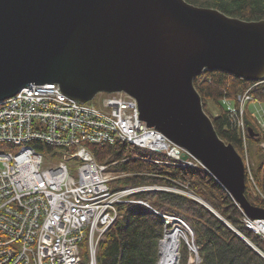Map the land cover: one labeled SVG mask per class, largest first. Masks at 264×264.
<instances>
[{"label": "water", "instance_id": "obj_1", "mask_svg": "<svg viewBox=\"0 0 264 264\" xmlns=\"http://www.w3.org/2000/svg\"><path fill=\"white\" fill-rule=\"evenodd\" d=\"M214 69L263 81L264 19L186 0H0V100L45 83L78 102L123 91L138 119L185 150L181 160L195 158L245 215L264 219L245 196L242 156L218 135L194 85Z\"/></svg>", "mask_w": 264, "mask_h": 264}, {"label": "built area", "instance_id": "obj_2", "mask_svg": "<svg viewBox=\"0 0 264 264\" xmlns=\"http://www.w3.org/2000/svg\"><path fill=\"white\" fill-rule=\"evenodd\" d=\"M58 89L56 83L32 84L0 100V147L16 148L0 152V264H97L99 241L117 218L119 204L140 203L158 213L133 196L167 188L114 189V181L128 173L109 170L114 162L98 163L86 144L127 143L163 152L174 164L201 165L193 157L181 160L182 147L138 119L137 102L125 92L105 93L92 103L74 101ZM248 102L264 115L249 90L238 96L236 107L225 101L244 145L248 129L242 114ZM33 142L52 148L40 151ZM242 222L264 240V219L244 215Z\"/></svg>", "mask_w": 264, "mask_h": 264}, {"label": "trees", "instance_id": "obj_3", "mask_svg": "<svg viewBox=\"0 0 264 264\" xmlns=\"http://www.w3.org/2000/svg\"><path fill=\"white\" fill-rule=\"evenodd\" d=\"M197 5L214 7L227 15L243 20L264 19V0H186ZM194 85L202 97L204 110L211 117L218 135L231 143L244 159L240 132L229 118L225 101L234 107L238 96L249 90L255 101L264 103V81L246 80L223 70H204L194 79ZM212 103L217 110L214 116L206 110ZM248 153L251 157L247 168L245 196L249 202L264 207V133H259L256 118L249 104L245 107ZM32 145L40 151L52 147L41 142ZM98 163L114 162V171L132 174L122 180L123 185L176 186L187 189L206 202L205 207L195 198L169 190L141 191L135 199L143 200L160 212L140 203L118 205V216L99 241L97 264H157L159 243L170 223L164 214L182 217L191 226L198 264H264V257L240 237L231 227L239 230L264 253V240L245 228L243 211L223 186L201 165L186 167L174 163H162L155 157L142 155L137 146L127 143L87 144ZM160 153V152H159ZM162 154V153H161ZM165 154L161 155L167 160ZM157 160V161H156ZM118 187H114L116 189ZM186 246L183 251H186Z\"/></svg>", "mask_w": 264, "mask_h": 264}, {"label": "rangeland", "instance_id": "obj_4", "mask_svg": "<svg viewBox=\"0 0 264 264\" xmlns=\"http://www.w3.org/2000/svg\"><path fill=\"white\" fill-rule=\"evenodd\" d=\"M105 95H106L105 93H98V94L95 95V97L92 100H90V102L97 103L99 101V99L102 98ZM247 104H249V108L251 109L253 116H255V118L257 119L256 120L257 121L256 122V126H257V129H258V132L259 133H261V132L264 133V117L263 118L260 117V116H264V115H259L260 113L256 112V109H257L256 107L257 106H255L253 103L248 102ZM260 104L264 108V103H261L260 102ZM205 107H206V110L209 113H212L214 116H216L218 114L217 113V110L215 109V107H213L212 103H208V104L206 103ZM237 116L239 118L241 117L240 115H237ZM229 118H230V120H232V123L234 124V120H236V116L235 115L233 116L232 114L229 113ZM245 118H246V111L244 110V112L242 114V119L244 120L243 121L244 123H245ZM245 126H246V123H245ZM247 129L249 130V128H247ZM247 133H249V132H247ZM261 146H264V142L261 143ZM87 147L89 148V146H87ZM15 149L16 148H13L11 146L4 145V146H1L0 147V152H4L6 150H9V151H13L14 152ZM243 149H244V159L243 160L245 162L246 168L249 171L250 164L252 162H251V157H250V155L248 153V146H247V144H245V145L243 144ZM89 150L91 151L90 148H89ZM137 150H138V152L140 154L146 155V156L155 157L158 160H160V162H162V161L165 162L166 161V160H163L164 158H161V155H164L165 154L163 152H160L159 153V152L153 151L151 149L142 148V147H138ZM166 158H167V160H170L169 157H165V159ZM110 163L111 162H103L102 164H110ZM169 163H172V161L170 160ZM109 170H113V165H110L109 166ZM131 176H132V174H126V175L121 176L118 179V181H114V187H118L119 188L121 186H124L122 184V180L124 178H126V177H131ZM147 186H153V185H147ZM154 186H160V185H154ZM160 187L167 188V189H163V190H169V191H174V192H177V193H182V194H185L187 196H190L191 198H195V199H196V197L197 198H200V197L196 196L194 193H192L191 191H189L187 189V184H184V188H179V187H176V186H160ZM153 191H157V190H155V189L149 190V192H153ZM201 200H203V199H201ZM157 212L160 213L159 211H157ZM166 216L179 218V219H181L185 223V225H183L181 222L176 221V220L174 222H172L173 219H171L170 222H169L170 223V228H168V229H171L175 225H177V226H180L181 230H183L184 233H185V237L182 238L181 243H180V247H179V253H178V257H177L178 258V264H198V261L199 260L196 258V254H195L194 250L192 249V246H195L196 249H197V246L195 245L194 236H193V230H192L191 226H189V224L186 223L185 220L182 217H178L176 215H171V214H164V217L165 218H166ZM240 234L243 235L242 232H240ZM185 246L187 247L186 248V251H183L182 249ZM158 255H159V252H158ZM159 257H160V255H159Z\"/></svg>", "mask_w": 264, "mask_h": 264}, {"label": "bare ground", "instance_id": "obj_5", "mask_svg": "<svg viewBox=\"0 0 264 264\" xmlns=\"http://www.w3.org/2000/svg\"><path fill=\"white\" fill-rule=\"evenodd\" d=\"M86 147H87V144H86ZM196 199H199V198L196 197ZM200 203H205V202L200 200ZM244 215L245 214L243 213V216ZM174 221L175 220H173L172 222ZM176 221H179L183 225H185V223L179 218ZM164 234L165 235H163V238L161 239V242L159 243L160 257H159L157 264H178L177 257L179 253V247H180L182 238L185 237V233L183 230H181L180 226L175 225L173 228L166 230Z\"/></svg>", "mask_w": 264, "mask_h": 264}]
</instances>
